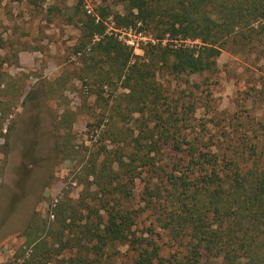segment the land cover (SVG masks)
Instances as JSON below:
<instances>
[{"label":"trees","instance_id":"1","mask_svg":"<svg viewBox=\"0 0 264 264\" xmlns=\"http://www.w3.org/2000/svg\"><path fill=\"white\" fill-rule=\"evenodd\" d=\"M102 1L95 14L82 12L76 53L90 64L89 73L99 68L102 84L116 77L128 89L125 103H118L120 111L158 116L150 146L180 155L176 167L160 175V182L148 191V204L161 210L162 232L150 227L139 233L138 210L121 201L128 199L127 186L141 174L139 168L150 163L141 155L143 142L136 138L129 155L104 157L84 169L85 190L97 185L101 194L115 198L114 203L109 198L90 201L86 194L79 199L67 195L47 216L35 210L22 233L23 243L4 264H120L113 258L121 252L117 247L125 245L130 260L122 264H264V164L258 145L249 147L248 154L243 145L214 149L215 143L183 131L182 120L187 119L175 116L180 114L178 106L161 109L159 104L162 98L170 99L159 80L162 71L176 78L216 70L230 42L240 51L254 48L264 55V0ZM115 1L125 9L124 14L114 13L117 27L155 23L160 38L178 42L151 43L144 55H135L115 33H107L110 3ZM82 4L80 0L77 8ZM186 40L201 44L187 45ZM106 65L114 74L103 72ZM188 109L184 102L183 114ZM73 123L71 112L57 121L66 128ZM70 138L68 134L66 140ZM183 160L185 165L179 166ZM160 170L155 167L153 172L162 174ZM163 195L164 205L157 206ZM162 234L169 247L160 243Z\"/></svg>","mask_w":264,"mask_h":264},{"label":"rangeland","instance_id":"2","mask_svg":"<svg viewBox=\"0 0 264 264\" xmlns=\"http://www.w3.org/2000/svg\"><path fill=\"white\" fill-rule=\"evenodd\" d=\"M79 1L0 0V264L11 260L23 243L22 233L35 210L47 216L67 195L79 199L86 194L90 201L109 198L114 203L115 198L101 194L97 185L85 190L84 169L93 161L100 164L104 157L129 155L136 138L143 142L140 152L150 163L139 168L141 174L127 186L128 199L121 201L138 210L139 233L151 231L150 227L162 232L161 210L148 204V191L160 182V175L176 167L180 155L149 145L157 115L119 110L118 103H125L128 92L120 80L115 77L102 84L99 68L87 71L90 64L76 53L80 18L84 11L95 14L103 1L83 0L78 9ZM110 4L113 14L106 20L107 33L120 39L121 31L133 27L156 41L147 38L135 51L120 39L135 55H144L151 43L178 42L160 38L155 23L117 27L114 13L124 14L125 9L117 1ZM196 43L201 44L186 40L187 45ZM239 51V46L228 43L218 68L203 74L175 78L162 71L159 80L170 99L162 98L159 104L163 103L161 109L178 106L180 114L175 116L187 119L182 120L183 131L215 143L214 149L243 145L248 154L249 147L257 144L264 164V55L254 48ZM106 71L114 74L109 65ZM184 102L191 106L186 115ZM69 112L72 127L58 125ZM68 134L71 138L66 140ZM155 167H161L162 174L154 173ZM164 198L157 200V206L164 205ZM159 241L170 245L163 234ZM127 247H117L121 252L113 259L128 262Z\"/></svg>","mask_w":264,"mask_h":264},{"label":"built area","instance_id":"3","mask_svg":"<svg viewBox=\"0 0 264 264\" xmlns=\"http://www.w3.org/2000/svg\"><path fill=\"white\" fill-rule=\"evenodd\" d=\"M135 29L133 27H130L129 29L125 31H121L119 33L120 39L124 40L126 44H128L131 48H133L135 51L140 50L143 42H147V36L144 35L143 31H134ZM150 41H154V38L149 37Z\"/></svg>","mask_w":264,"mask_h":264}]
</instances>
